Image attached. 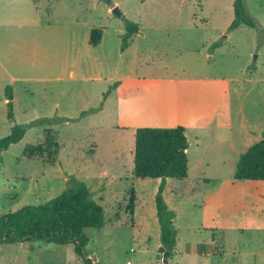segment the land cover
<instances>
[{
    "label": "rangeland",
    "instance_id": "rangeland-1",
    "mask_svg": "<svg viewBox=\"0 0 264 264\" xmlns=\"http://www.w3.org/2000/svg\"><path fill=\"white\" fill-rule=\"evenodd\" d=\"M111 1L122 18L102 0H0V138L14 123L26 126L0 152V215L55 197L73 176L105 217L102 227L84 229V257L72 244L0 240V264H155L160 180L132 176L135 128L156 127L146 123L181 125L188 141V176L167 178L163 190L177 230L168 264H264V181L233 179L238 155L264 136V0H244L256 28L232 30L233 0ZM125 20L139 29L121 50ZM91 28L101 29L97 46L89 45ZM123 79L119 103L115 88L104 96ZM85 110L77 121L59 119ZM212 115L211 126L194 125ZM44 118L55 121L28 125ZM47 130L58 144L55 162L24 156Z\"/></svg>",
    "mask_w": 264,
    "mask_h": 264
},
{
    "label": "trees",
    "instance_id": "trees-1",
    "mask_svg": "<svg viewBox=\"0 0 264 264\" xmlns=\"http://www.w3.org/2000/svg\"><path fill=\"white\" fill-rule=\"evenodd\" d=\"M233 18L228 30L241 25L256 28L255 19L249 14L244 0H233ZM125 33L121 35V50L129 46V40L137 34L138 23L125 20ZM264 35V29H260ZM101 40V29L91 28L89 45L97 46ZM114 82L104 96L117 87ZM9 95L7 118L14 120L11 90L5 88ZM94 110V108L92 109ZM87 113L81 111L75 118H59L61 121H77ZM55 119L44 118L28 125L52 124ZM25 124L14 123L10 132L0 138V152L11 144L18 142L25 134ZM44 141L36 145H27L23 155L33 158L45 157L53 164L58 153V144L49 131ZM188 141L185 129L181 125L172 127H136L134 132L132 176L137 178L159 179L154 196L157 223L160 231V245L155 255V264H168L175 254L177 230L174 225L175 212L169 209L163 198L167 178L184 179L188 174L186 149ZM0 158V169H1ZM233 179L264 181V136L239 154L235 163ZM134 196L130 195L128 208L132 211ZM105 223L104 209L97 202L87 184L73 176L69 177L67 187L55 197L40 203L26 204L14 211L0 215V240L3 242H22L26 240H43L56 244H72L77 255L86 256L85 246L88 237L86 228H100ZM88 262V258L86 259Z\"/></svg>",
    "mask_w": 264,
    "mask_h": 264
},
{
    "label": "crops",
    "instance_id": "crops-1",
    "mask_svg": "<svg viewBox=\"0 0 264 264\" xmlns=\"http://www.w3.org/2000/svg\"><path fill=\"white\" fill-rule=\"evenodd\" d=\"M131 81H133L132 79H131ZM150 81H156V82H169V83H172V84H174L175 83V86L177 85V80L175 79V78H173V79H161V78H159V79H152V80H150ZM125 83H126V79H123V80H121V81H119V85H117V87L114 89L115 90V96H116V100H117V103H119V100H118V94H119V92L122 90V88L124 87V85H125ZM118 97V98H117ZM151 98H149V96H146V97H143L142 99H138V101H136V99H132L133 101H130V102H132V103H141V104H143L144 103V101H148V100H150ZM171 107H173L172 109H175V108H177V105L175 104V101H173V98L171 97ZM169 104V103H168ZM168 104L167 105H165L164 104V106L166 107V108H168L169 106H168ZM170 105V104H169ZM210 110L212 111L213 109H211L210 108ZM14 113V112H13ZM215 117L212 115V117H208L206 120H199V121H197L196 123H194V125H196V124H198V125H200V126H211L212 124H210V121L208 120V119H214ZM203 123L205 124V125H203ZM164 124H166V126H170V125H172V124H167V123H146V124H144V125H153V126H164ZM216 125L215 126H217V123H215ZM138 125H141V124H138V123H131V122H120V124H118L117 126L119 127V128H126V127H134V126H138ZM185 125V124H184ZM186 126L187 125H185V128H186ZM199 126V127H200ZM218 126H220L219 124H218ZM227 127H229V130H230V132L233 134V131H232V128H231V126L230 125H228ZM194 142L195 143H197V145L198 144H200V142H201V140H200V137H199V135H195L194 136ZM245 143V142H244ZM244 143H240V144H243L244 145ZM217 146V141L215 140V139H212V141H211V144L207 147V148H205L206 150H208V152H210L212 149H214V147H216ZM187 149H188V147H187ZM228 149L230 150V152L231 153H234V154H237V148L235 147V143L233 142V140L229 143V146H228ZM208 152H205V154H207ZM205 154H202L201 153V155H200V157H198L197 158V160H199V161H201V162H203L204 160H205V158H206V155ZM241 154V153H240ZM239 156V155H238ZM220 158H223V156H220ZM232 160H234V158L232 157ZM204 163V162H203ZM187 176H188V174H187ZM185 179V178H184ZM244 181V180H243ZM194 253V252H193ZM175 255V254H174Z\"/></svg>",
    "mask_w": 264,
    "mask_h": 264
},
{
    "label": "water",
    "instance_id": "water-1",
    "mask_svg": "<svg viewBox=\"0 0 264 264\" xmlns=\"http://www.w3.org/2000/svg\"><path fill=\"white\" fill-rule=\"evenodd\" d=\"M102 1H104L108 6L111 7L112 13H114L115 15H117L120 18L123 17V15L120 13V11L118 10V8L115 5H113V3H112L111 0H102Z\"/></svg>",
    "mask_w": 264,
    "mask_h": 264
}]
</instances>
